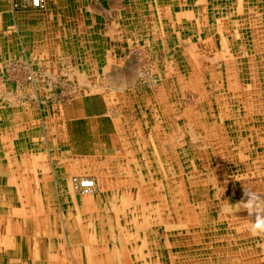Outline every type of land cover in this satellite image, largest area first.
<instances>
[{"label": "rangeland", "instance_id": "374dc122", "mask_svg": "<svg viewBox=\"0 0 264 264\" xmlns=\"http://www.w3.org/2000/svg\"><path fill=\"white\" fill-rule=\"evenodd\" d=\"M0 5V264H264V0Z\"/></svg>", "mask_w": 264, "mask_h": 264}, {"label": "clouds", "instance_id": "9594fccd", "mask_svg": "<svg viewBox=\"0 0 264 264\" xmlns=\"http://www.w3.org/2000/svg\"><path fill=\"white\" fill-rule=\"evenodd\" d=\"M239 204L240 209L246 210L249 215L250 232L264 235V194L244 187L243 198Z\"/></svg>", "mask_w": 264, "mask_h": 264}, {"label": "crops", "instance_id": "0c3cea01", "mask_svg": "<svg viewBox=\"0 0 264 264\" xmlns=\"http://www.w3.org/2000/svg\"><path fill=\"white\" fill-rule=\"evenodd\" d=\"M46 1H47V4L48 3L50 4L51 9H53L55 12L57 11L58 14H61V16L65 17L66 19H67V16H71V17L73 16V14H71L72 10L84 9L85 11H88L90 8L92 9V6H90V2L92 0H46ZM97 2H98V4H101V3L104 4L105 0H97ZM85 16L90 17V14L86 13ZM57 24L59 26H61V30H60L61 32L60 33H62L63 30H64L63 31L64 34L68 33L69 28L67 27V21L62 22V18H60V20L57 21ZM46 25H48L47 22H41V23L37 24L36 28L41 27V26H46ZM7 37L10 38L9 35H7ZM62 37H65V36H61V38ZM50 65H51V67L49 68L50 70H52V67L56 66V64H53V65L50 64ZM53 71H55V70H53ZM115 81L121 83L120 82L121 81L120 74L115 77ZM1 263H3V262H1Z\"/></svg>", "mask_w": 264, "mask_h": 264}, {"label": "built area", "instance_id": "2783aa9c", "mask_svg": "<svg viewBox=\"0 0 264 264\" xmlns=\"http://www.w3.org/2000/svg\"><path fill=\"white\" fill-rule=\"evenodd\" d=\"M46 0H12V6L15 10H26V9H44L46 8ZM17 65H20L22 68H25L30 72V78H34V70L32 69V64L29 60H20L15 62ZM75 182L77 188L81 189L84 193L91 192L95 186V180L89 176L77 178L75 177Z\"/></svg>", "mask_w": 264, "mask_h": 264}, {"label": "bare ground", "instance_id": "6f19581e", "mask_svg": "<svg viewBox=\"0 0 264 264\" xmlns=\"http://www.w3.org/2000/svg\"><path fill=\"white\" fill-rule=\"evenodd\" d=\"M1 6V5H0ZM2 7V6H1ZM3 8V7H2ZM60 8V7H59ZM243 11H245V9L243 8ZM3 11H2V9H0V13H2ZM249 34V33H248ZM124 76V75H123ZM83 105V104H82ZM5 160V159H4ZM32 198H34V197H30V199H32ZM43 202V201H42ZM43 205V204H42ZM46 208V207H45ZM35 211V210H34ZM24 213V212H23ZM76 235V234H75ZM78 235V234H77ZM81 237V236H80ZM83 238V237H82ZM73 239H76V238H73ZM81 240V238L80 239H78L77 241H80ZM77 243V242H76ZM82 244H84L83 242H82ZM92 244V243H91ZM17 250V249H16ZM18 251V250H17ZM57 254V253H56ZM55 256V255H54ZM51 258V257H50ZM11 259H13V258H11ZM63 261V260H62ZM19 262V261H18ZM67 263V262H66ZM52 264V263H51Z\"/></svg>", "mask_w": 264, "mask_h": 264}]
</instances>
